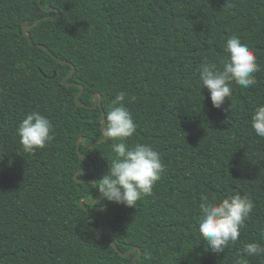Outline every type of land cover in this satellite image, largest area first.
<instances>
[{"label": "trees", "instance_id": "16d2710c", "mask_svg": "<svg viewBox=\"0 0 264 264\" xmlns=\"http://www.w3.org/2000/svg\"><path fill=\"white\" fill-rule=\"evenodd\" d=\"M35 21L26 36L22 23ZM232 35L256 55L257 84L233 82L215 108L200 66L222 68ZM67 62L75 70L63 82ZM81 86L84 105L75 101ZM121 91L137 126L124 142L151 145L164 170L135 207L99 190L81 206L95 198L92 179L101 183L118 141L77 149V140L103 137ZM94 92L101 105L91 107ZM261 104L264 0H0V264H134L138 249L137 264H236L245 243L264 245V138L251 127ZM32 111L51 121L53 139L25 153L16 129ZM236 192L253 210L238 240L214 253L198 231L200 197ZM98 206L101 239L118 251L97 238L101 211L87 209ZM243 258L264 264V255Z\"/></svg>", "mask_w": 264, "mask_h": 264}, {"label": "clouds", "instance_id": "9594fccd", "mask_svg": "<svg viewBox=\"0 0 264 264\" xmlns=\"http://www.w3.org/2000/svg\"><path fill=\"white\" fill-rule=\"evenodd\" d=\"M230 6L231 0H226ZM228 54L222 68L204 62L200 66V88L208 90L211 104L220 108L225 98L232 95V83L248 88L257 84L255 73L260 71L257 57L247 43L238 35H232L224 46ZM126 94L119 92L111 101L101 121V130L106 140L118 141L111 145V162L108 171L97 185L100 199L135 207L142 195H151L155 183L161 178L164 165L160 154L151 145L136 143L129 147L124 141L136 132L132 114L124 106ZM251 127L258 137L264 138V104L258 105L251 115ZM51 121L38 111L28 113L19 123L16 134L25 153L42 149L53 139ZM200 214L197 217L198 231L214 253H222L228 244L235 243L240 230L245 226L254 203L239 192L215 201L201 195ZM264 255V245L247 242L242 248V257L236 264H247L244 256Z\"/></svg>", "mask_w": 264, "mask_h": 264}, {"label": "water", "instance_id": "95a60500", "mask_svg": "<svg viewBox=\"0 0 264 264\" xmlns=\"http://www.w3.org/2000/svg\"><path fill=\"white\" fill-rule=\"evenodd\" d=\"M35 23H36V21L33 22L31 25L26 24V22H23V23H22V24H23V32H24V34H25L26 36H28V34H27V30H28L31 26H33ZM28 38H29V37H28ZM28 40H29V42H31V39H30V38H29ZM39 46H40L41 48H44V49L48 50V48L45 47V46L42 45V44H39ZM67 63H69V62H67ZM69 64L72 66V70H71V72H70L68 75H66V76L62 79L63 82H64L65 79H66L67 77H69V76L74 72V70H75L74 65H72L71 63H69ZM67 84H68V83H67ZM82 91H83V87L81 86L80 91H79L78 94L75 96V101H76V103H78V104L84 105V104H82V103H80V102L78 101V97H79V95L82 93ZM101 98H102V96H101V94H100L99 92H94V93H93V105H92L91 107H96V106H98V105L100 106V105H101ZM104 118H105V116H103L102 120H103ZM101 127H102V126H101V124H100V128H101ZM102 133H103V132H102ZM104 140H106V139L104 138V135H103V137H102L101 139L93 140V141H91V142H86L84 136H80V137L78 138V140H77V149L79 148V145H80L81 142H82L85 146H87V147H91V146H93L95 143H97V142H102V141H104ZM78 153H79V156H82L80 152H78ZM87 161H90V160L87 159ZM90 162H91V161H90ZM92 170H93V165H92V163H91V167H90V169H89V172H92ZM75 176H76V174H74V177H75ZM77 180H80V179H77ZM82 180H86V179H82ZM92 181H93L94 186H95L96 196H95V198H94L93 200H87L85 197H81V198L79 199V202H80L81 206H84V201H85L86 203L92 205V204H94V203L97 201V199H98V188H97L96 180H95V179H92ZM87 210H88V212H91V213L101 211V214H100V217H99V230H98V233H97V238H98V240H99L100 242H102L103 244H108V243L112 244V245L115 247V249L118 251V247L115 245L114 242L109 241V240H105V241H103V240L101 239V237H102V222H103V216H104V214H105V208H104L103 206H98V207H95V208H93V209H87ZM136 249H137V247H134V248H132L131 250H129L128 252H126V253H121V252H120V254H121L122 256H129V255H130L134 250H136ZM139 254H140V249H138V253H137L136 257L133 258V262H134V264H137V263H136V259H137V257L139 256Z\"/></svg>", "mask_w": 264, "mask_h": 264}]
</instances>
